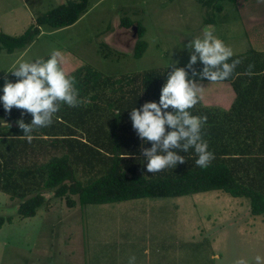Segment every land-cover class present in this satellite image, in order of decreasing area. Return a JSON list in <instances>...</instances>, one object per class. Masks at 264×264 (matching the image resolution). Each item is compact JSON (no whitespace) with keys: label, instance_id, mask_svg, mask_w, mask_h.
<instances>
[{"label":"rangeland","instance_id":"rangeland-1","mask_svg":"<svg viewBox=\"0 0 264 264\" xmlns=\"http://www.w3.org/2000/svg\"><path fill=\"white\" fill-rule=\"evenodd\" d=\"M59 1L0 0V29L20 35L38 14L60 5ZM223 5L215 25L204 24L199 0H106L101 10L116 6L134 25L149 26L146 37L150 40L154 32L166 36L165 55L153 53L154 46L134 62L135 69L143 70L155 61L159 67L188 62L186 45L202 36L204 29L234 54L246 52L249 44L253 48L252 42L255 48L264 49V0L224 1ZM42 7L45 11H40ZM83 16L72 29L51 36L47 34L50 29L42 25L43 36L22 61L46 60L58 50L62 60L71 64L61 60L60 66L74 81L78 95L91 99L87 90L93 89L101 101L110 94L107 82L102 84L106 77L102 55L111 52L118 58L123 53L106 46L100 36L117 26L113 29L109 21L103 30L91 29ZM125 32L130 41L138 37L137 32L136 37L133 31ZM19 54L0 52V78L11 75L6 72ZM216 91L210 86L205 95L213 97ZM52 194L46 193L49 204L42 205L35 216L24 218L17 212L19 200L0 191V215L12 218L0 229V264H128L132 256L135 264H235L238 259L256 264V256L264 258V216L253 215L246 198L220 190L75 207Z\"/></svg>","mask_w":264,"mask_h":264},{"label":"trees","instance_id":"trees-1","mask_svg":"<svg viewBox=\"0 0 264 264\" xmlns=\"http://www.w3.org/2000/svg\"><path fill=\"white\" fill-rule=\"evenodd\" d=\"M199 1L204 7L205 25H215L217 14L224 10V1L237 2ZM88 10L90 0H65L38 14L35 23L20 35H9L0 29V52L24 50L38 38L42 25L65 28ZM134 24L129 16L123 17L122 25ZM134 27L138 40L133 56L140 58L148 47L142 39L145 27L140 22ZM235 59L241 63L225 80L236 93L229 109L233 118L202 127V137L215 156L207 168L195 164L198 157L189 149L187 153L178 151L186 162L176 168L146 171L147 161L140 146L152 145L138 137L130 111L145 102H159L167 72L172 70L167 66L134 73L126 86L104 100H87L79 94L78 106L61 103L52 124L35 129L31 142L22 138L24 133L16 123L23 110L13 107L10 114L6 113L0 102V120L11 125L0 127V191L19 200L17 212L24 218L35 216L42 205L50 203L47 191L64 199L68 207H75L220 190L246 198L251 213L264 216V51L251 48L234 54L229 63ZM187 63L176 66L185 67ZM194 68L199 72L203 64L198 60ZM185 70L190 79L208 81L192 77L191 70ZM5 77L13 83L18 79L12 74L1 77L0 95ZM166 111H172L171 107ZM23 119L30 123L32 116L25 114ZM11 219L0 215V229Z\"/></svg>","mask_w":264,"mask_h":264},{"label":"clouds","instance_id":"clouds-1","mask_svg":"<svg viewBox=\"0 0 264 264\" xmlns=\"http://www.w3.org/2000/svg\"><path fill=\"white\" fill-rule=\"evenodd\" d=\"M186 47L190 59L185 67H177L178 61L168 66L172 70L167 72L159 102H145L141 108L135 107L130 111L132 127L138 137L152 145L150 148H145L143 144L140 146L147 161L148 173L176 168L178 164L185 163V157L179 155L178 151L187 153L189 149L194 150L198 157L195 164L200 168H207L215 159L214 153L208 150L207 141L202 137V127L207 122V116H197L190 112L199 102L203 87L195 79H190L185 69L191 70L192 77L206 78L211 83H217L230 78L241 61L235 59L229 63L234 55L232 48L212 31L205 30L202 36L190 40ZM61 60V53L53 50L46 60L38 58L34 61H17L6 72L18 79L13 83L5 77L0 102L6 113L10 114L13 107L23 110L16 123L24 133L22 138L28 142L32 141L35 129L52 124L61 103L76 107L81 102L74 81L60 66ZM198 60L203 64L199 72L194 68ZM251 67L249 65V71ZM170 107L172 111H166ZM25 114H31L30 123H25ZM3 126L11 127L6 121L0 120V127ZM135 259L134 256L130 257L128 264H135ZM255 261L256 264H264V258L260 256H256ZM235 264L247 262L238 259Z\"/></svg>","mask_w":264,"mask_h":264},{"label":"crops","instance_id":"crops-1","mask_svg":"<svg viewBox=\"0 0 264 264\" xmlns=\"http://www.w3.org/2000/svg\"><path fill=\"white\" fill-rule=\"evenodd\" d=\"M64 1L65 0L59 1V4H61ZM105 1L106 0H97L94 3V2H92V0H90V10H88V12H86L84 15L86 18H88V22H89L91 29L103 30L107 26V24L110 23L109 21L112 22V27L115 25L113 27V29L117 26L116 30H113L111 32L110 31L105 32L106 31V29H105L103 31L105 33L102 32V34L100 35L101 38H103V42L105 43L106 46H109L112 49L116 48V49H118L117 51L119 53H123L122 56H119L118 58H115L111 52L106 53L109 55V57H104L102 55V57H103L101 60V63L103 64L102 70L106 76L105 77L106 79L104 78L102 84L107 82L106 86H108V90H106V91L110 92V94L107 95V97H109L119 88L126 86L131 81L132 75L134 73L146 70V69H143V70L135 69L134 62H136L137 60H141L143 58V56L148 54V52L154 46H156V47H155V51H153V53H155L156 55H158L159 53L161 55H165L163 50H164V47H166L168 45H166V43H165V37L166 36L164 37L163 35L156 34L154 32L155 38H152L150 40V37H148V36L146 37V35L148 33L147 27H149V26L144 25L145 32H144V35L142 36V39L146 40L148 43V47L149 46L150 47L149 48L147 47V49H146V51L142 57H140V58L134 57L133 52H134V49H135V46H136V43L138 40V37H136L137 30H135L134 26L126 27V26L122 25V19H123L124 14H122L120 11H118L116 6H107L105 9L101 10V6ZM123 10L128 11V10H125L124 8H123ZM40 11H45V7H42L40 9ZM126 16H128V15L126 14ZM80 21L81 20H79L78 22H80ZM78 22H76L75 24H73L71 26H68L65 28H60V29H51L48 27L50 29V31H47L48 32L47 34L49 36H51L54 34H59V33L64 32L66 30H70L73 27H75L78 24ZM93 22H95V23H93ZM114 22H115V24H114ZM126 30L133 31L136 39L132 38V41H130L131 39H130L129 35L125 32ZM217 31H216V33H217ZM44 34H46V33H44ZM90 35L92 36V34H90ZM42 36H43V32L38 36V38L30 46H28L24 50H20V54L14 58L12 63L15 64L17 61H21L22 59H24L25 56L32 50V48H34L35 44H37V42H39V39ZM250 45L251 44H249L247 51L250 49ZM252 45H253V48H255L253 42H252ZM255 49L258 51H264V49H259V48H255ZM41 50H45V49H41ZM4 53H6L8 55H12L13 53H16V52H13V53L4 52ZM62 61L68 62V64L71 66V64L68 60H62ZM151 63L154 66L149 67L147 69L159 68L158 65L160 62L155 61V62H151ZM162 63H168V61H164ZM169 65H167V66H169ZM167 66H164V67H167ZM11 67H12V64H11L10 68ZM99 76H101V75H99ZM80 82L77 81V87H80V85H79ZM88 83H91V81H88ZM196 83L199 86L203 87V89L200 93V96H204V99L206 101H202V99L200 98L199 102L192 109H190V112L193 115H197V116H205L206 115L208 118L206 123L232 120L233 117H232L229 109L231 108V106H232V104L236 98V93L232 87V84L229 81H223V82H217V83H211L210 81H196ZM210 86L213 89H216L217 91L214 93L213 97L209 98L205 95V92L207 89H210ZM87 91L91 94V96H90L91 99H87V100L98 99V97L96 96L95 91L93 89L87 90ZM85 95H87V94H85ZM249 209H250V207H249Z\"/></svg>","mask_w":264,"mask_h":264},{"label":"water","instance_id":"water-1","mask_svg":"<svg viewBox=\"0 0 264 264\" xmlns=\"http://www.w3.org/2000/svg\"><path fill=\"white\" fill-rule=\"evenodd\" d=\"M135 28V30H136V27H134Z\"/></svg>","mask_w":264,"mask_h":264}]
</instances>
